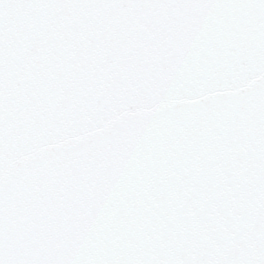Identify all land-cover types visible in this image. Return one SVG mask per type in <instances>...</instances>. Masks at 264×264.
I'll return each instance as SVG.
<instances>
[{
    "label": "snow or ice",
    "instance_id": "1",
    "mask_svg": "<svg viewBox=\"0 0 264 264\" xmlns=\"http://www.w3.org/2000/svg\"><path fill=\"white\" fill-rule=\"evenodd\" d=\"M0 264H264V0H0Z\"/></svg>",
    "mask_w": 264,
    "mask_h": 264
}]
</instances>
